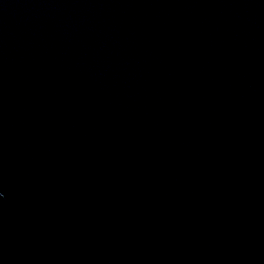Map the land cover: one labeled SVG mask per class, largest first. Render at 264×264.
<instances>
[{
  "label": "water",
  "instance_id": "1",
  "mask_svg": "<svg viewBox=\"0 0 264 264\" xmlns=\"http://www.w3.org/2000/svg\"><path fill=\"white\" fill-rule=\"evenodd\" d=\"M0 264H264V0H0Z\"/></svg>",
  "mask_w": 264,
  "mask_h": 264
}]
</instances>
